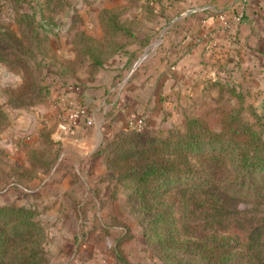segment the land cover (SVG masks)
Here are the masks:
<instances>
[{"label": "rangeland", "instance_id": "obj_1", "mask_svg": "<svg viewBox=\"0 0 264 264\" xmlns=\"http://www.w3.org/2000/svg\"><path fill=\"white\" fill-rule=\"evenodd\" d=\"M179 1L0 0V31H27L22 47L6 49L7 59L0 60V203L37 212L44 228L42 264H165L146 243L125 184L112 177L104 151L97 153L118 130L101 137L89 160H74L53 145L111 124L117 112L108 101L123 107L128 128L141 119L142 127L163 131L196 117L220 129L225 115L243 105L264 137V63L245 78L240 67L225 69L222 62L221 72L197 79L201 92H181L178 99L179 84L162 82L153 53ZM23 12L31 28H24ZM111 16L120 28H111ZM38 90L41 95L32 97ZM69 96L78 97L87 113L76 119L77 131L58 134L57 123L69 122L55 120L56 106ZM239 205L254 222L264 215V207Z\"/></svg>", "mask_w": 264, "mask_h": 264}, {"label": "trees", "instance_id": "obj_2", "mask_svg": "<svg viewBox=\"0 0 264 264\" xmlns=\"http://www.w3.org/2000/svg\"><path fill=\"white\" fill-rule=\"evenodd\" d=\"M20 17L32 27L28 13ZM107 22L120 28L114 16ZM26 32L0 31V60L6 49L22 47ZM243 111L228 112L220 129L197 117L166 131L122 129L97 150L128 189L145 241L165 264H264V215L254 222L239 205L264 207V137ZM43 237L33 208L0 203V264H42Z\"/></svg>", "mask_w": 264, "mask_h": 264}, {"label": "crops", "instance_id": "obj_3", "mask_svg": "<svg viewBox=\"0 0 264 264\" xmlns=\"http://www.w3.org/2000/svg\"><path fill=\"white\" fill-rule=\"evenodd\" d=\"M173 9L177 13L163 25L161 38L153 54L164 85L168 84V78L172 80L171 86L179 84L177 99L181 92H201L202 89L197 87H202V84L196 82L197 79L202 78L204 72L209 75L215 70L221 72L220 68L225 67L220 66L222 62L226 63L225 69L240 67L245 78L250 77V69H256L264 63V0H181ZM220 12H225L231 18L229 25L219 20ZM239 12V19L232 18ZM183 84L189 88H181ZM192 86L193 90H190ZM110 105L117 112L111 124H102L101 128L96 126L86 133L78 131L76 135L62 136L53 145H61L67 156L74 160L94 157L93 153L102 136L128 128L122 124L126 120L120 103L108 101ZM55 120L59 122L62 119L56 116ZM77 124H74L75 131L79 128ZM63 125L57 123L58 134L62 133ZM81 165L88 167V164ZM96 169L99 170L98 167Z\"/></svg>", "mask_w": 264, "mask_h": 264}, {"label": "built area", "instance_id": "obj_4", "mask_svg": "<svg viewBox=\"0 0 264 264\" xmlns=\"http://www.w3.org/2000/svg\"><path fill=\"white\" fill-rule=\"evenodd\" d=\"M241 17V13L239 12L238 14H235L234 16H232V18H236L239 19ZM218 18L219 20L224 24V25H229L230 24V19L227 14L225 12H220L218 14ZM71 89V88H70ZM73 90V89H71ZM74 91V90H73ZM75 92H78L75 91ZM56 116L62 120H67L69 123L64 124L62 126L63 129H65L66 131L69 130H73L74 129V124H76V119L79 116H82L85 114V112L87 113V109L85 108L84 105H82L79 101L78 97H70L68 99H65L63 103H60V105L56 106ZM87 117V116H86ZM87 122L90 123L91 119L87 118ZM142 120L139 119L137 121V124L134 128L136 129H141L143 128L141 125Z\"/></svg>", "mask_w": 264, "mask_h": 264}]
</instances>
